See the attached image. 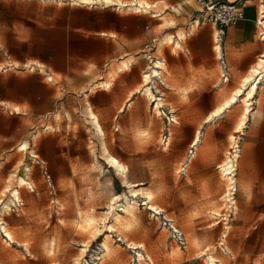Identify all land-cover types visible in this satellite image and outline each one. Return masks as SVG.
Returning a JSON list of instances; mask_svg holds the SVG:
<instances>
[{"label":"rangeland","instance_id":"1","mask_svg":"<svg viewBox=\"0 0 264 264\" xmlns=\"http://www.w3.org/2000/svg\"><path fill=\"white\" fill-rule=\"evenodd\" d=\"M135 1L0 0V264H138L137 251L143 264H208L209 253L213 264H264V82L205 120L264 64L258 55L236 72L228 61L222 81L217 54H234L223 33L233 24L201 19L194 0ZM120 14L132 19L130 48L84 68L75 54L109 45L80 32ZM185 42H210L212 56ZM156 60L160 100L144 77ZM205 151L220 159L201 161Z\"/></svg>","mask_w":264,"mask_h":264},{"label":"crops","instance_id":"2","mask_svg":"<svg viewBox=\"0 0 264 264\" xmlns=\"http://www.w3.org/2000/svg\"><path fill=\"white\" fill-rule=\"evenodd\" d=\"M211 1V0H207ZM229 1H235L239 3L242 6L243 10V18L238 22V24L234 23L233 25H229L224 28V35L226 38H228V44L232 46L234 49V54L229 55L225 58L228 66L229 63L232 65H237L238 67L235 68L236 72H240L241 70H247L250 65L255 63L256 56L262 55L261 49L262 46H259L254 38V35H252V22L254 21L255 16L258 12L261 13L260 18L258 21L255 22V26L253 29H255V32L257 35H259L260 31V25L259 23H262L264 25V21L262 20V17H264V0H229ZM263 14V15H262ZM261 20V21H260ZM132 21L131 17L127 14H120L118 21L113 24V27L111 29H102L98 31H94V34H88L86 32H80V36L84 38H88L91 40V43H94V41H102L104 43H107L109 45V48L107 50L97 49L92 51H83V53L75 54L77 59L79 60V63L81 65H84V68L87 67V64L89 62L98 64L103 62L105 57L107 56H114L117 54H120L122 51L128 50L130 47L126 43L124 45V40L128 39L127 35V27L130 25V22ZM137 27H139V23L136 24ZM260 39H262L260 37ZM185 48H195V49H202L205 50V53H203V56L201 59L204 58L208 59L212 56L211 52V43L210 42H185L184 43ZM214 47V46H213ZM221 50V49H220ZM218 52V51H216ZM176 56H179V54H175ZM218 55V54H217ZM180 56H185V53H181ZM187 59H191L188 58ZM228 59V60H227ZM264 64V62H262ZM194 64H199L198 61H195ZM262 64H260L256 69L255 72L259 71L258 68L261 67ZM230 68V67H229ZM255 74V73H254ZM149 74H144V77L147 78ZM88 78V77H87ZM255 80V77H252ZM42 83H46L47 89L49 88L48 82H46L44 79H41ZM202 90H208L214 95V90L210 86H206L205 84L202 87ZM201 91V89H200ZM17 104V103H12ZM218 153V152H217ZM200 159L203 162H209L212 163L215 161H218L220 159L218 154H209V152H201Z\"/></svg>","mask_w":264,"mask_h":264},{"label":"built area","instance_id":"3","mask_svg":"<svg viewBox=\"0 0 264 264\" xmlns=\"http://www.w3.org/2000/svg\"><path fill=\"white\" fill-rule=\"evenodd\" d=\"M194 1L198 5H200L203 9L202 14H200L201 19L209 22H216L220 26H227L229 24H234L243 18L242 6L235 1H229V0H211V1L194 0ZM262 19H264V17H262ZM258 24L260 25L259 35L261 38H263L264 25L259 22ZM217 58L219 59L220 77L222 81H226L228 80L229 77V72H230L229 66L225 61V59L223 58L222 53H220V55H217ZM258 70L259 71L255 72L253 77L259 80V82H264V69L260 70L259 68ZM147 79L149 82H151V87L154 92V93L152 92V94L154 95L155 99L160 100L161 98H163L164 91L161 88L164 87V82L161 76L150 75L147 77ZM172 120L173 118L170 113L169 115H165V121L160 131L159 144L161 145V147H167L169 144V139H170L169 123ZM170 228L172 234L171 239L174 242H176L178 246L184 247L185 240L182 235V232L173 224H170ZM138 264H143V263L141 261H138Z\"/></svg>","mask_w":264,"mask_h":264},{"label":"bare ground","instance_id":"4","mask_svg":"<svg viewBox=\"0 0 264 264\" xmlns=\"http://www.w3.org/2000/svg\"><path fill=\"white\" fill-rule=\"evenodd\" d=\"M131 4H137V1H132L131 0ZM139 6V5H138ZM263 15V14H262ZM263 21H264V19H262ZM261 21V20H260ZM263 35H264V33H263ZM264 38V37H263ZM169 39V41L171 42L172 41V38H168ZM217 48V47H216ZM220 49V48H219ZM219 49H217L216 51H218ZM220 53H221V51H219V54L218 55H220ZM259 61L260 62H264V52L262 53V55H260V57H259ZM164 62V61H163ZM160 63H161V61L160 60H156L155 62H154V64H153V68L154 69H152V71H151V74L150 75H152V76H156V75H158V69H160ZM257 64H258V62H256ZM126 66V64H124V67ZM255 69L256 68H254V70L253 71H255ZM257 72V71H256ZM153 73V74H152ZM149 75V76H150ZM248 76V75H247ZM148 77V76H147ZM253 77V76H252ZM251 76H248V77H246V78H243L244 79V81H242V83H241V86H239V87H237V89H235L236 91H235V93L234 94H232V96L228 99V100H226V101H224L221 105H218L217 107H215L214 109H212L211 111H210V113L208 114V115H206V117H205V120H208L211 116H213V115H216V114H219L222 110H224V109H226L227 107H229L232 103H234L235 102V100H236V97H237V95H239V94H241L242 93V90L244 89V85L246 86V83H248L249 85H248V90L246 91V95L247 96H250V95H252V93H253V91H254V89H255V87H256V82L257 81H259V80H257L256 78H255V80H254V78H252ZM147 89V88H146ZM149 94H151V93H149ZM157 103V102H156ZM156 105V104H155ZM92 112V111H91ZM93 123H94V126H95V130H96V132L100 135V145H101V147H102V149H103V151L104 152H107V148H106V145H105V142H104V140H103V129H102V127H101V125L98 123V121H97V119H96V117H94L93 116ZM199 133L200 132H197L194 136H193V139H192V141H191V147H195L196 146V144H197V142L199 141ZM201 135V134H200ZM191 152H192V150H191ZM229 167H230V165H229V162L227 163V162H225V163H223L222 165H220V168H221V171L223 172V174L227 177V178H230V176H228V174H229ZM16 193V192H15ZM9 202H13V200H10ZM9 202H4L3 203V205H2V210L4 211V210H9L10 209V203ZM127 209H129V210H133V204H127V207H126ZM135 211V210H134ZM115 215V218H118L120 215L118 214V213H115L114 214ZM0 231L2 232V234L4 235V236H8L9 237V234H8V232H7V230L4 228V224H3V221H2V218H0ZM131 246V245H130ZM104 247H105V245H104ZM132 247V246H131ZM103 248V247H102ZM136 248V247H135ZM136 253V256H137V259H138V261H141V259H144V256L142 255V253L141 252H139V251H137V252H135ZM206 260H207V263L208 264H213V256H211L210 255V253L209 254H207V258H206Z\"/></svg>","mask_w":264,"mask_h":264}]
</instances>
